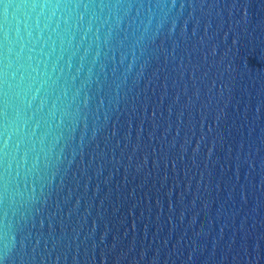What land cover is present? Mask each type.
<instances>
[{"label":"water","instance_id":"95a60500","mask_svg":"<svg viewBox=\"0 0 264 264\" xmlns=\"http://www.w3.org/2000/svg\"><path fill=\"white\" fill-rule=\"evenodd\" d=\"M0 264H264V0H0Z\"/></svg>","mask_w":264,"mask_h":264}]
</instances>
